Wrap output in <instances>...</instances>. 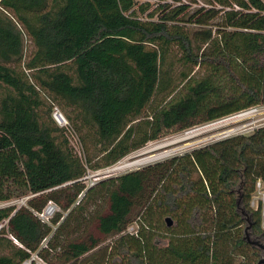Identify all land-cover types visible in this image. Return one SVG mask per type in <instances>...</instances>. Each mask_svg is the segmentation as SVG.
I'll return each instance as SVG.
<instances>
[{
	"label": "trees",
	"instance_id": "16d2710c",
	"mask_svg": "<svg viewBox=\"0 0 264 264\" xmlns=\"http://www.w3.org/2000/svg\"><path fill=\"white\" fill-rule=\"evenodd\" d=\"M156 1L0 0V202L29 198L0 209L23 247L4 231L0 264L34 254L47 264L264 258L246 237L264 244L250 209L264 179V128L82 181L150 142L264 106V0ZM52 103L84 159L51 120ZM50 201L65 215L47 226L35 214ZM135 220L138 236L127 234Z\"/></svg>",
	"mask_w": 264,
	"mask_h": 264
},
{
	"label": "rangeland",
	"instance_id": "374dc122",
	"mask_svg": "<svg viewBox=\"0 0 264 264\" xmlns=\"http://www.w3.org/2000/svg\"><path fill=\"white\" fill-rule=\"evenodd\" d=\"M138 1L141 3L149 2L153 6V8H156L157 7L156 5L159 4V2L156 0H138ZM24 49H25V51H24L25 56L29 57V55L32 53L31 51L34 50V47L30 41V38L25 40V48ZM247 112L248 111L243 112V113H237L231 117L224 118L221 120H217L216 122H213V123L199 125L198 127L182 131V133H177V134L167 136L165 139H162L160 141L150 142L145 148H143L137 152L132 153L131 156H129L126 159L122 160L121 162L115 164V166L110 167L108 169H105L106 174H104L102 176L94 177V178L90 177L87 180V182H89L88 184H91V183L96 184V183H99V181L107 179V177H105V176H108V178H110V177H116V176H119L122 174H126L128 172H132L133 170L149 166V164H154L157 162L165 161L166 159H169V158H173L176 156H182L185 153H190L192 151L199 150L200 148H203L209 144L217 143V141L227 139L230 137H234V135H241V134L249 135L254 129L260 127L261 125H264V114H262L260 116H254L252 114L248 115ZM62 113L64 114V116L66 115L63 111H62ZM233 119H234L233 124H231L229 126L222 127V128H218V126H216L215 131H205V132H202L199 134V132L202 131L203 129L210 127V126H213V125H216V123H220V122L226 121V120H233ZM226 132H232V133H230L229 135H227L225 137H221L220 134L226 133ZM218 135H219V137H217L215 140L208 141L205 143L201 142L204 139L216 137ZM200 142H201V144H200ZM192 144H198V145H195L192 148L183 150L182 152L168 153L172 150L183 148V146L192 145ZM89 150L91 153L92 148H89ZM149 157H153V158L156 157V158L149 161V163H146L144 165L132 166L131 168L126 167V166L132 164L133 162L149 159ZM102 173H104V172H102ZM23 199L24 198L16 199L15 204H12V205H15L13 207H19V205H22ZM50 204L55 206V209H56V212L53 215L54 217L57 214L58 215H65L62 212L61 208L58 207L57 205H55L51 201L47 204V207ZM7 207H11V206H7ZM22 207H25V206H22ZM141 225L142 224L138 220H135L133 225H131L130 227H133L135 229V231L136 230L140 231ZM116 239L117 238H113V239L110 238L108 240H105L104 241L105 243L103 245L104 246L105 245L106 246L111 245L113 242H115Z\"/></svg>",
	"mask_w": 264,
	"mask_h": 264
},
{
	"label": "built area",
	"instance_id": "2783aa9c",
	"mask_svg": "<svg viewBox=\"0 0 264 264\" xmlns=\"http://www.w3.org/2000/svg\"><path fill=\"white\" fill-rule=\"evenodd\" d=\"M248 115L252 114L254 116H260L262 114H264V106H257V107H252L250 108V110H247ZM246 112V111H243ZM241 112V113H243ZM50 118L51 120H53L54 124L59 128V130L62 132L63 137H66L69 148L72 150V152L79 157L80 159H84V147H83V143L82 140L80 139V136L78 135V133L76 132V130L74 129L72 123L69 122V120L66 118V116H64V114L62 113V111L55 105L52 103V110L50 113ZM264 128V125H261L260 127L256 128ZM254 129V130H256ZM253 130V131H254ZM252 131V132H253ZM251 134V133H250ZM108 169V168H106ZM104 172V173H102ZM105 169H101L98 170L97 172H88V175L86 177H84L82 179V181H85L86 184H88L89 182H87V180L90 177H98V176H102L105 173ZM108 178V176H105ZM94 183L88 184L89 187L93 186ZM29 198H24L22 200V205H19V207L25 206L26 201ZM250 209L252 212L256 213L259 217V220L261 221V230H262V236L264 237V179L263 178H258L256 180L255 183V189L250 201ZM15 204V201H11V202H0V209L5 208L7 206H15L12 205ZM26 207V206H25ZM56 209L55 206L53 205H49L48 207H46V209H44L42 212L40 213H36L35 215L37 216V218L40 220L41 223L50 226L51 225V218L53 217V215L55 214ZM7 220H4L3 222L0 223V236L4 235V231H5V237L11 241L14 245L23 248L22 245L20 244V242L18 240H16L11 234H9L7 232ZM139 230H136L133 227H130L127 230V234L130 235H136L138 236ZM41 248H47V240H44L41 243ZM31 258L27 261H25L23 264H47L46 262H44L40 257H38L37 254L31 255Z\"/></svg>",
	"mask_w": 264,
	"mask_h": 264
},
{
	"label": "bare ground",
	"instance_id": "6f19581e",
	"mask_svg": "<svg viewBox=\"0 0 264 264\" xmlns=\"http://www.w3.org/2000/svg\"><path fill=\"white\" fill-rule=\"evenodd\" d=\"M233 122H234V119L233 120H226V121H222V122H220V123H216V125H213V126H210V127H207V128H205V129H203L202 131H200L199 132V134L200 133H202V132H205V131H215L216 130V126H218V128H222V127H226V126H229V125H231V124H233ZM217 128V129H218ZM238 129V128H237ZM196 133V132H195ZM198 133V132H197ZM230 133H232V132H226V133H222V134H220L221 135V137H225V136H227V135H229ZM217 137H219V135L218 136H216V137H212V138H208V139H204L203 141H201L202 143L204 142H208V141H212V140H215ZM201 142H200V144H201ZM177 143V142H176ZM199 144V143H198ZM198 144H192V145H187V146H183V148H179V149H176V150H172V151H170V152H168V153H177V152H182L183 150H186V149H189V148H192L193 146H195V145H198ZM156 157H149V159H145V160H141V161H136V162H133L132 164H130V165H128V166H126L127 168H131L132 166H140V165H144V164H146V163H149V161H151V160H153V159H155Z\"/></svg>",
	"mask_w": 264,
	"mask_h": 264
},
{
	"label": "water",
	"instance_id": "95a60500",
	"mask_svg": "<svg viewBox=\"0 0 264 264\" xmlns=\"http://www.w3.org/2000/svg\"><path fill=\"white\" fill-rule=\"evenodd\" d=\"M165 222L168 224L169 227H171L173 225V222L170 218H167L165 220ZM249 228L246 229V232L248 231ZM247 237V240L248 242L251 244V245H255L257 246L258 248H260L263 252H264V244H262L260 241H251V239L248 237V235L246 236ZM258 264H264V258L262 260H260L258 262Z\"/></svg>",
	"mask_w": 264,
	"mask_h": 264
},
{
	"label": "flooded vegetation",
	"instance_id": "af4514ba",
	"mask_svg": "<svg viewBox=\"0 0 264 264\" xmlns=\"http://www.w3.org/2000/svg\"><path fill=\"white\" fill-rule=\"evenodd\" d=\"M198 71V69L195 71V73ZM195 73H193V75L195 74Z\"/></svg>",
	"mask_w": 264,
	"mask_h": 264
}]
</instances>
